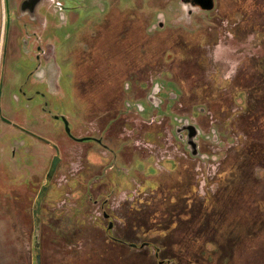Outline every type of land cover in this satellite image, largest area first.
Instances as JSON below:
<instances>
[{"label":"rangeland","instance_id":"374dc122","mask_svg":"<svg viewBox=\"0 0 264 264\" xmlns=\"http://www.w3.org/2000/svg\"><path fill=\"white\" fill-rule=\"evenodd\" d=\"M61 1L67 5L76 4L81 6V8L76 10V18L73 20H69L67 14L66 18L68 20L64 21H62L59 13L51 17L52 21L56 22V27L52 29V32L57 35V39L60 42L63 41V36L67 31L74 29L73 32H76V34L73 33L72 39L65 43L66 46H62L65 49L61 51V57L71 53L76 45L75 43L78 41L77 38L83 32V36L86 37L83 41V45L85 44V46H82V48L90 50L88 55L93 56L94 54L93 64L89 61L84 66L85 68L83 67V71L86 69L92 83L95 82L96 86L103 84L104 87H99L103 90L95 91L94 93L89 89V86H91L89 81L82 80L79 82L73 77L72 80H61V93L44 92V100L47 101L46 106L52 115H66L73 120H83L85 122L80 126L75 125L72 120L70 121V133L74 138H80V136L89 132L90 120L88 118L91 115H98V118H95L96 124L100 128L99 130L108 126L104 129L107 130L106 136L110 134L113 138L110 148L114 155H118L114 157L111 154V156H106L102 160L104 162L100 165L102 178L98 179V184H102L109 189L111 188L115 192L120 191V188L126 189L131 187L135 190L133 193L134 202H140V196L144 190H147L146 188H155L157 183L155 179L160 180L161 177H167L169 180V176L175 175L173 179L176 180L179 174L177 171H174L176 169H172V162L164 159L161 163H158L165 168V171L160 175L154 154L144 151L146 156L141 157L143 153L141 146L136 145L133 147V145H130L127 136L124 139L119 138L124 129H130V125L122 116H118V112L120 111L122 101L126 97L125 94L128 96H132L133 94L131 90L126 93L121 91V82L119 80L123 81V74L129 69L126 63H132L134 59L138 58L135 57L136 50L132 51L127 48L126 43L131 44V41L127 40L125 43L126 40L121 39L117 45L112 42L111 39L113 38L116 41H119V39L114 30L111 31V27L123 25L125 26L123 28L124 32H133L135 35L134 39L137 37L135 40L140 41L142 44H149L146 47L143 46L146 50H143V53L140 54L141 58L139 60L151 62L153 57L161 56L164 58L165 55L167 57L170 55L173 59L174 57L176 58L177 54L181 55L182 53H180L181 50L180 52L176 50L179 46H176L174 50L164 39L161 40L167 34L168 36H172L174 33L168 32L165 34L160 31V33H155L154 36H151L146 29L147 20L154 22L159 14H163L166 23L180 25L184 27L183 29L191 30L195 27V24L192 23L194 17L189 20L186 16H178V13L168 14L159 5L160 0H144L141 3L139 0H119L118 4L120 8L123 7L120 15L116 14V16H111L109 19L107 17L105 19L106 22H102L108 13H103L105 11V0ZM224 6V8L230 11L227 15L224 14L221 19L230 21L231 31H234L232 29L234 28L235 19L237 21L242 20L237 25L241 30V34H239L240 39L231 38L229 42L224 39L222 44H216L219 42L218 37L217 42H206L204 47H201L196 42L193 44L194 47L189 50L187 47L184 50V52H188L190 58H183L171 69L174 78L179 81L177 82L182 89L183 95L187 94L186 99L189 102L198 100L197 97L200 90H208L209 92L210 87L216 90V95L219 96H215L216 99L213 100L212 110L214 113L220 112L222 116L228 114L229 109L236 108V104L232 98L242 99L243 103L237 105L239 106L237 110L239 112L248 111V114L245 113L248 115L246 116L247 119L254 122L250 126L251 130L246 132L239 123H236L234 131L220 127L218 129L217 126L214 127L220 138L215 147L222 150L218 157H221L224 162H217L218 166L215 164L207 165H213L210 166L213 169L210 178H213L204 179L203 183L206 190L204 193H201V206H199V210L194 215L192 209H190L189 217H186L184 213L187 212L186 206L189 204L188 201L192 200L193 195L187 191L184 193L186 206L184 210L180 208L183 211L181 215L182 222H185L183 226L180 224L179 227L174 225L176 219H169L167 221L166 214L170 217L172 210V215L177 212V207L173 208V206L177 205L166 204L165 206H161V203L155 204L154 202H151L147 207L142 205L141 212H146V215L142 216L145 219L146 225L144 226H135L132 221H129L128 211L125 209L123 214L121 213V216H126L127 221L123 222L119 219L114 221L115 237L136 242H141V239H153L161 247V257H168L167 260L170 261V264H177L178 262L179 264H210L215 257H224V261L229 258L230 264H264V226L259 225L260 227L257 229L259 222L262 223L264 221V166L259 162L260 160H264V150L256 154L259 148L260 150L263 149L261 138L264 139V45L261 48V45L264 43V0H225ZM175 9L178 10V7H175ZM243 9L250 11L249 13H243ZM234 15L236 17H233ZM207 20L206 18L205 21ZM219 30L220 28L217 32ZM217 32H215L216 34L207 32L205 35L214 39ZM247 33L249 34V39L245 36ZM2 34L3 14L0 0V58ZM192 37L195 40L201 39V43L205 41L203 36L201 37L197 34ZM243 38H246L247 41H243ZM180 39L183 42L182 45H184V38L180 37ZM76 49L81 48L76 47L74 50ZM259 52L263 55L261 58L255 59V63H253L250 58L251 55L255 54L256 56ZM153 54L155 55L151 57ZM244 56L247 58H244ZM172 59L168 62L174 63ZM213 59L216 62L215 67ZM71 60L69 62L71 65L68 63L66 70H73L75 63L74 55L71 56ZM159 62L164 61L160 59ZM31 64L32 61L28 60L24 55L20 56L16 63L13 64V67L16 69L23 67L25 70L22 78L21 75L18 76V78H21V81L29 80L31 82L33 80L32 77H27L29 70L26 71L25 69H29ZM163 66L167 68V71L171 72L169 66ZM214 68L215 73L213 74ZM170 72H166V70L160 72L159 77L163 80L160 85L178 95L179 89L175 88L168 81L173 80ZM259 74H261V79H259ZM227 76L236 77V82H232L231 90L228 89V85L224 88L227 81L218 79H224ZM133 84L135 83L133 82ZM74 85H78V88L75 89ZM256 85L258 86L259 93L253 95ZM30 87H36L37 89L32 88L33 90L29 91ZM164 87L161 88L164 89ZM241 87L245 91L248 90L246 95L248 96L247 103L249 108L246 106L247 108L240 109V107L245 105V95H242ZM23 89L26 91V95L31 97L34 96L35 90H43L41 85L33 83L25 84ZM136 90L141 89L136 86ZM36 97L30 101V105L41 107L44 101L38 96ZM252 100V104H255L254 101H257L258 106L261 103L258 110H254V106H250ZM134 101L127 97L124 104L126 109L139 114V109L135 108ZM140 103L145 109L141 113L142 116L148 117L149 114H155L153 115L155 120L166 117L174 125L173 118L178 114L172 111V100H168V103L165 102L164 107L160 108H151V106L145 104V101H141ZM254 113L257 114L255 119L252 115ZM193 116L197 115L193 114ZM131 118L134 122L138 121L135 115H132ZM246 122L248 123V121L244 123ZM151 124L152 130L148 132L146 140L156 143L158 142V138L162 137V134H165L164 127L157 125L158 123L156 122H152ZM56 129L59 130L58 134L65 136V130L62 125H58ZM67 139L68 145L73 149L68 148L64 150L66 159L60 165L56 178L53 181L56 186L52 185L50 191L51 195L57 196L56 199L59 206L51 214L46 211H43L41 214L42 224L44 222L50 223L51 226L63 231L73 227L76 222L80 224L81 220L84 221L85 212L96 211L100 215L99 210L97 211L96 209L97 205H91L90 198L86 196H82L83 198H81V194H78L85 191V185L89 188L92 183H88L90 179L86 181V178H84L92 174L89 168L98 169L97 166L90 165L99 159L97 157L98 154L96 155L97 149L95 146L97 145L93 142H77L71 138ZM262 142L264 144V140ZM73 150L77 153L78 157H74L72 154ZM101 153L103 151H100ZM123 153L130 156V159H124ZM257 162L259 163L253 164ZM44 166L45 163L41 161L37 169L43 170ZM7 170L6 166L3 169L0 168V264H34L31 210H23L22 203H17L18 201L22 202V200L18 199L10 190V184H17V181L15 179L12 180V177L7 175ZM220 170L224 172L214 176V172ZM188 172L190 174V171ZM188 172L186 175H188ZM64 182L66 184L70 183V187H66V184L61 185ZM229 182L236 185L229 187ZM208 189L213 190V192L210 193ZM57 192L63 194V196H58ZM93 196L98 200L102 198L100 194H94ZM162 196L157 195L158 199L156 201L161 202ZM175 196L179 197L178 195ZM150 197L151 199L153 197L156 198V196H149L148 198L150 199ZM11 199L16 200V208L19 209L18 211L22 217H26L23 221L17 209L12 207L8 209L6 203H9ZM123 206H130V203L127 202ZM167 207H169V212L163 209ZM133 208L135 207L133 206ZM113 211H115V214L119 212L118 208L112 209ZM91 220L96 222V224L99 223L95 215H93ZM164 223L166 225H163ZM104 225H107V223L102 221L100 227L103 228ZM92 228V226L88 228L87 233H84L81 237L74 238L75 241L71 244L73 250L71 251L74 253L76 251L81 252L85 250V247L93 245L102 253L101 255L104 259L101 264H155L154 261L151 262L152 255L150 254V249L131 248L113 242H107V245L102 244V234L98 235L93 230L95 228ZM82 230L84 231L83 228ZM80 238L81 240L79 241ZM42 245L44 248L43 263L56 264L57 259L54 262L52 257L55 256L57 258L59 253L56 250L57 246L55 249L53 236L50 242L46 237ZM192 250L194 252L189 255V251ZM202 251H204V254L200 255L198 259L199 263L190 261L192 256L196 257ZM92 262L93 259L91 260ZM215 264H227V262L223 263L219 261Z\"/></svg>","mask_w":264,"mask_h":264},{"label":"water","instance_id":"95a60500","mask_svg":"<svg viewBox=\"0 0 264 264\" xmlns=\"http://www.w3.org/2000/svg\"><path fill=\"white\" fill-rule=\"evenodd\" d=\"M119 0H105L104 2V12L107 13L105 18L102 22L105 21V19L108 17V19L111 16H116V14L120 15V12L122 11V8H120L118 4ZM135 1V0H134ZM197 4L200 5V8L205 12L199 13L198 16H192L194 17V21L192 20V23L195 24V27H193L191 30L183 29L184 27L180 25H171L169 22L166 23L165 17L163 14H159L154 22H149L147 20V26L146 29L148 30L149 34L151 36H154L155 33H161L164 32L167 34L168 32L174 33L172 36H167L161 38V40H165V42L169 43V45L172 46V48L175 50L176 46H179L176 50H178L181 55L176 56V58L172 59L170 55L168 57L165 55L164 58L161 56L159 57H153L155 54L152 55L153 60L151 61L152 64L149 62H143V60H139L141 58L140 54L143 53V50H146L143 46H147L149 44H142L140 41L138 42L137 37L134 39V33L127 31H123L124 27L121 26H112L111 31L114 30V33L118 36L119 41H116V39H111L113 43L117 45L118 42H120L121 39H125V43L128 41H131V44H127V48L133 50H136L135 57L138 59H134L131 63L132 65L128 66V71L123 74V81L121 82V91L124 93L131 90L133 93L132 96H128L125 94V98H130L131 100H135V108L139 111L135 113L134 111H129L126 109L125 106V98L122 101L120 111L118 112V116H122L130 125V129H124L123 133L120 134L119 138L124 139L126 136L128 137L130 145H133V147L141 146L143 149V153L141 157H145L144 151H147V153L154 154V157L157 161L156 166L159 169V173H163L165 171V168H163L162 165L158 164L161 163L164 159L169 158L168 161L172 162V169H176L174 171H178L180 167L178 165L181 163L178 155H182V141L178 139V134L176 131H173V125L170 123L168 118H160L158 120H155L154 116L155 114H149L148 117H144L141 115L142 112H144V108L141 105V101H145V104L148 106H151V108H160L161 106L164 107V103H161V100L158 97L159 90L161 88V83L158 80L160 79V72L167 71V68H165L163 65L169 66V69L171 70L170 75L173 76L172 67L179 61H175L179 58H190V55L188 52H184V50L191 49L194 43L198 42V45L201 47H204L206 45V42H217L219 37V42L222 44V41L226 39L228 42L232 39H240L239 34H241L240 28L237 26L241 21H237V24L234 22V28L231 31V25L230 21H226L221 19V17L230 11L226 8H224L225 0H220L221 2V12L219 11V14L221 16L217 18H209L206 17L205 14H208L211 12V10H214L216 6L215 0H196ZM139 2H144V0H139ZM136 3V2H135ZM159 5L163 7L162 9L166 10L168 14H174L178 13V16H186L188 19H192L187 13L184 11V6L182 3L179 2V0H160ZM2 7H3V34H2V51H1V58H0V168L3 169L5 166L8 168L7 175L12 177V180H16L17 184H10V190L18 199H21L22 202L18 201V204L22 203L23 210H31V218L33 223V239H32V246H33V253H34V264H44L43 263V242L44 239L47 237L48 241L53 239L55 241V249L57 246V252L59 253L58 257L55 258L53 256L54 262L56 261V264H101L103 263V256L101 255V251L97 250L93 245L91 247H85L84 251L81 252H73L71 244L75 241L74 238L81 237L84 233H87V229L91 226L95 229V232L98 233V235H101L102 244L107 245V242H113L124 246H129L131 248H148L150 249V254L152 255L151 262L154 261L155 264H170V261L167 260L168 257L162 258L160 250L161 247L158 246L156 242H154L153 239H141V242L136 241H129V240H123L119 237H115V235H112V238L108 237L109 231H112L114 234V227L113 225L114 221L116 219H119L120 221L126 220V216H121V213L123 214L124 209L128 211L129 215V221L130 220V214L135 208H142V205L145 207L149 206L151 202H154L155 204H159L163 202V200L166 198L167 202L170 201L171 196L181 194L175 193V194H169V190L167 191V186L169 182L175 177L169 176V180L167 177L163 178L158 176L160 180L155 179L157 181L156 186L162 187L160 189V193L158 194H151L150 189L144 190L142 192V195L140 196V202L135 203L134 198L132 200L126 199L124 200V197L126 196L125 193L127 191L122 192L118 199L116 200L114 208L107 205L104 206V204L107 202V199L105 201L103 200V197L101 200L96 199L93 195L94 194H100L98 193L99 186L98 179L102 178V169H101V163L102 160L106 156L114 155L113 151L110 148V144L113 141V138L109 135L106 136V129L108 126L104 127L103 129L99 130L100 128L97 126L95 118H98V115H91L88 119L89 122V132H87L85 135L80 136V138H74L72 137L70 133L69 123L72 120V122L75 125H82L85 122L73 120L71 117L66 115H52L48 111L47 101H45L44 92L48 93H61L62 92V83L61 80H72L73 78H76L79 82L80 81H89L91 83V86H89L90 91H101L103 89H100L99 87H104L103 84H98L96 86L94 83H92V80L90 81V77L85 71H83V67L90 61L91 64H93L92 60H94V54L93 56L88 55L90 50L83 49V41L86 36H83V32L81 33V36L77 38V43L74 46L73 50L69 55L62 56L61 51L65 48H62V46H66L65 43L72 39L74 34L73 30L67 31L63 36V41L60 42L57 39V35L52 32V29H55L56 22H53L51 17L56 14H60L62 17V21L66 20V14L68 15L69 20H73L76 18L75 12L81 6L78 5H67L64 4L61 0H2ZM165 7V8H164ZM175 7H178V10L175 9ZM243 13H249L250 10L243 9ZM204 14V16H203ZM201 17V18H200ZM233 17H236L234 15ZM208 19L205 21V19ZM67 19V20H68ZM106 22V21H105ZM159 25V26H158ZM165 27L164 29H161L160 27ZM236 26V27H235ZM115 27V28H114ZM168 27V28H167ZM220 28V30L217 32V30ZM121 29V30H120ZM120 32L118 33V31ZM83 31V30H82ZM215 33L217 32V35L214 39H211V37H207L205 35L206 33ZM74 33V34H73ZM118 33V34H117ZM153 33V34H152ZM200 35L203 36L205 41L201 43V39L195 40L193 38V35ZM216 34V33H215ZM248 33L245 35L248 38ZM180 37L184 38L185 44L181 41ZM207 38V39H206ZM249 39V38H248ZM110 40V41H111ZM134 40V41H133ZM247 41L246 38H243V41ZM249 41V40H248ZM173 42V43H172ZM264 43L261 45V48L263 47ZM79 46V47H78ZM252 46V44H251ZM81 48L76 49L75 48ZM154 51V50H153ZM25 56L28 60L32 61V64L29 66L30 68L26 69L28 72V78L32 77L33 80L30 82L29 80L21 81L22 75L25 73V70L23 67L15 68L13 67V64L16 63L18 58L20 56ZM75 56V63L73 66V70H66V66L69 62H71V56ZM263 54L259 52V54L255 56V54L251 55L252 62H254L255 59L261 58ZM183 56V57H182ZM244 58H247L244 56ZM158 59V60H157ZM160 59H163L164 62H159ZM170 59L174 60V63L168 62ZM61 60V61H60ZM214 61V67L216 66L215 59ZM180 62V61H179ZM71 65V63H69ZM64 65V68H63ZM85 68V67H84ZM157 73L158 76L154 78V74ZM215 73V68L214 72ZM21 75V78H18V76ZM261 74H259V79ZM227 81L225 83L224 88L228 85V89L231 90L232 82H236V77L227 76L224 79ZM163 81V80H162ZM175 88L179 89V94L173 93L172 97H169V100L173 101L172 105V111L177 110L178 107L183 109V107H186L189 105V113H183L182 115L178 112L174 111L178 115L175 117H183L187 119L189 122L187 127L183 129V131H187V138H186V147L184 148V160L182 161L183 164H189V162L193 161H200V174L199 176H195L197 180L199 181V193L193 192L194 187V181H196V178L193 179V177H190V179H185L184 185L188 188V193L193 195L192 200L194 199V196L197 197L199 195V203L194 208L192 205L190 207L186 206V210L188 214L184 213L186 217H189V210L192 209L193 215H194V209L195 213L199 210V206H201V193H204L206 188L204 179H212L210 178L212 170L208 164H215L217 165V162L223 163L224 160L219 156V153L222 151L220 148L215 147V144L220 139L218 136V132L216 130V127L220 128H226V130L234 131L236 128V123H239L241 126H243L245 119L247 118L245 113L248 114V111H238L237 108L240 103H243V100L240 98H232L233 102L236 104V108L229 109V113L225 115H221L222 113L217 112L214 113L213 108V100L216 99V90L211 88L207 91L200 90L199 96L197 97L198 100L195 101H188L186 99L187 94L183 95L182 89L179 86V81L176 80L173 76V80H168ZM178 81V82H177ZM133 82L135 84H133ZM33 83L36 85H41L43 90H35L34 96H27L26 91L23 89V86L25 84ZM123 84V85H122ZM133 84V85H132ZM212 85V84H211ZM240 85V84H239ZM136 86L139 87L141 90H136ZM34 88V87H32ZM30 87L29 91H32ZM36 88V87H35ZM34 88V89H35ZM74 88L77 89L78 85H74ZM258 86L254 88V94L259 93V90L257 89ZM32 89V90H31ZM37 89V88H36ZM242 95H245L244 98V106L240 107V109H244L248 107L247 98L246 95L248 90L242 89ZM224 90V89H223ZM229 90V92H230ZM204 91V92H203ZM120 92V91H119ZM208 92V93H207ZM221 92V91H220ZM172 94V92H171ZM36 96L43 99L44 104L41 107H35L33 105H30V101H32ZM37 98V97H36ZM168 103V101H166ZM161 103V104H160ZM250 103V106H254V110H258V107L260 108L261 103L258 106L257 101H254L255 104ZM183 105V106H182ZM247 106V107H246ZM249 108V107H248ZM198 113L205 114V116L211 117L212 121H215V123L207 124L206 120L201 119L198 116ZM231 113V114H230ZM193 114L197 116H193ZM132 115H135L138 119L137 122H134L131 118ZM191 115V116H190ZM200 120H193L197 118ZM152 122L158 123L157 125L163 126L165 134H162V137L158 138V142L153 143V141L149 142L146 140L148 132L152 130ZM58 125H62L65 130V136L62 134H58L59 130L56 129ZM238 125V124H237ZM219 129V128H218ZM122 131V130H121ZM133 131L132 133H130ZM136 131V132H135ZM98 136V137H97ZM71 138L77 142L82 141H88L93 142L97 146L95 148L97 149L98 154V160L94 161L92 166H97L98 169L95 168H89L91 170V175H87L88 177H84L87 179H90L88 183H91L89 188L87 185H85L86 189L81 194V198L84 196L90 198L92 202V206L97 205V211L99 210V214H97L96 211L93 212H85V219L84 221L81 220V223L79 222L74 223V226L71 228H67L65 231L59 230L58 228H55L50 225V223L42 224V217L41 214L43 211L48 212L49 214L53 213L55 209L59 206L57 203V196L51 195V187L52 185L56 184L53 182L56 178L57 172L60 168V165L63 164L65 161V151L68 148L73 149L70 145H68V139ZM182 138V137H181ZM264 140L263 138H261ZM261 140V144L263 145V149L261 150L263 152L264 150V144ZM260 142V140H259ZM132 143V144H131ZM260 147V146H259ZM260 149V148H259ZM100 151H103V153L100 154ZM227 151V150H226ZM225 151V153H226ZM74 157H78L77 153L73 150ZM118 155H114V157H117ZM124 159H130V156L125 155L123 153ZM160 160V162H158ZM43 161L45 163L44 169L39 170L37 167L40 165V162ZM131 162V161H130ZM260 164L264 166V160H260ZM253 163V164H258ZM219 163V164H220ZM218 166V165H217ZM210 167V168H209ZM264 168V167H263ZM93 169V171H92ZM186 171H188L186 169ZM223 170L214 172V176L220 173H223ZM231 172H233L231 170ZM191 174V171H190ZM93 175V176H92ZM91 176V177H90ZM232 179V178H231ZM66 181V180H65ZM85 181V182H86ZM66 184L65 182L61 185ZM98 184V185H96ZM111 184V183H110ZM229 187H234L236 184L229 182ZM70 187V183L66 184V187ZM23 187V188H22ZM95 187V189H94ZM22 188V189H21ZM80 188V187H78ZM210 193L213 192V190L208 189ZM187 189L185 188V192ZM109 192H111L112 197L115 198V191L109 189ZM58 193V196H63V194ZM55 193V194H57ZM184 193V192H183ZM103 194V193H101ZM100 196H103L101 195ZM136 194V193H135ZM157 195H163L161 198V202L156 201ZM83 196V197H82ZM149 196H156V198ZM169 196V198H167ZM1 198V197H0ZM113 198L111 201H113ZM155 199V200H154ZM94 200H97V204H94ZM135 201H136V195H135ZM186 201V200H185ZM114 202V201H113ZM127 202L130 203V206H123ZM191 202V201H189ZM102 203V204H101ZM8 209L16 208V200L11 199L9 203H6ZM121 204V205H119ZM112 205V206H113ZM116 205H119L116 207ZM20 206V205H19ZM91 206V207H92ZM133 206L135 208H133ZM93 208V207H92ZM118 208V214L112 212V209ZM121 208V209H119ZM7 209V208H6ZM52 209V210H51ZM19 209H17L18 211ZM125 211V212H126ZM177 211V210H176ZM25 212V211H24ZM182 210L175 212L173 215H171L169 218L173 219H180L182 221L181 215ZM20 217L22 221L26 218L22 217L21 213ZM95 215L99 221V223L96 224V222L92 221L91 218ZM146 212L143 213L141 210L137 213V217L139 218L138 221L134 222L135 226H144L146 225L144 222V217ZM94 220V219H93ZM175 220V221H176ZM102 221L106 222L107 225H104L103 228L100 227L102 224ZM168 221V220H167ZM166 221V223H167ZM124 222V221H123ZM164 223L163 225H166ZM181 226L185 224V222L179 223ZM178 224V227H179ZM264 226V223L259 222L257 229L260 226ZM84 229V231L82 230ZM86 229V230H85ZM250 231V230H249ZM252 234V232H251ZM56 237V240H55ZM58 237V238H57ZM73 239V240H72ZM81 238L79 239V241ZM84 242V241H83ZM218 244V242L216 241ZM75 246V245H74ZM73 246V247H74ZM77 247V246H76ZM84 247V245H83ZM194 252V250L189 251V255H191ZM67 254V255H66ZM204 251L200 252L196 257L192 256L190 261H193L195 263H199L198 259L200 255H203ZM93 259V262L91 263V260ZM178 261L177 259H174ZM216 261V262H215ZM219 261H222L223 263L227 262V264H230V259L228 258L226 261H224V257L217 258L215 257L213 261H211L210 264L218 263ZM177 263V262H176ZM179 264V262L177 263Z\"/></svg>","mask_w":264,"mask_h":264},{"label":"flooded vegetation","instance_id":"af4514ba","mask_svg":"<svg viewBox=\"0 0 264 264\" xmlns=\"http://www.w3.org/2000/svg\"><path fill=\"white\" fill-rule=\"evenodd\" d=\"M179 2L180 3H182V5L184 6V11L187 13V15H191L190 17H192V16H198L199 15V13H201V12H207V11H203L201 8H200V5H198L197 4V1L196 0H179ZM215 2H216V6H215V8H214V10H211V12L210 13H208V14H205V16L206 17H209V18H211L212 19V17L215 19V18H217V17H219V16H221L220 14H219V11L221 12V9L219 10V8L221 7V2H220V0H215ZM225 7V6H224ZM246 13V12H245ZM2 14H3V7H2ZM201 18V17H200ZM187 19H188V17H187ZM235 24H237V21H235ZM159 26V25H158ZM236 27V26H235ZM161 29H164L165 27L163 26V27H160ZM168 28V27H167ZM151 57H152V55H151ZM183 59V58H182ZM181 58H179V59H176L175 61H180V60H182ZM152 60H153V58H152ZM158 60V59H157ZM178 61V62H179ZM143 62H145V60H143ZM146 63H148V62H146ZM150 64H152L151 62H149ZM126 65H128V66H130V65H132L131 64V62L130 63H126ZM158 76V74L157 73H155L154 74V78H156ZM158 81H160V83H161V81L162 80H158ZM161 87H164L163 85L161 86ZM159 95H158V97H159V99L161 100V103H164V101L166 102V101H168L170 98L169 97H172V95H173V93L171 94V92L169 91V90H166L165 89V87H164V89L163 88H160V90H159V93H158ZM160 103V104H161ZM167 104V103H166ZM183 106V105H182ZM162 107V106H161ZM189 105L188 106H186V107H183V109H181L180 107H178L177 108V110H174V111H176V112H178L179 114H183V113H189ZM204 115L205 114H202V113H198V116H201V117H199V118H201V119H204V120H206L207 122V124L209 123V124H213V123H215V121H212L211 120V117H209V116H205L204 117ZM191 116V115H190ZM193 120H199L198 119V117L197 118H195V119H193ZM200 121V120H199ZM173 123H174V125H173V131H176L177 132V134L179 135L178 136V139L179 140H181L182 142L181 143H183V147H182V155H178V158H179V160H180V164L178 165V167H180V169L177 171V173L179 174V177L178 178H176V180L175 179H172L170 182H169V184H168V186H167V191L168 190H170V194H175V193H178V194H181L179 197H176V196H171V200L170 201H166L167 199L165 198L164 200H163V202H161V206H165L166 204H168V205H177V206H173V208L174 207H177V211H179L180 210V208L181 209H183L184 210V208H185V206H186V202H185V200H186V198H185V196H184V193H185V188L187 189V192H188V188H187V186H185L184 185V183H185V179H190V177H193V179L194 178H196L195 176H199V174H200V161H193L192 163L191 162H189V164H183V160H184V157H185V154H184V148L186 147V138H187V131H183V129L185 128V127H187V125H188V121H187V119L186 118H184V116L183 117H174L173 118ZM182 137V138H181ZM169 160V158H167V160L166 161H168ZM186 169L188 170V171H191V174H189V172L188 171H186ZM188 172V175H186V173ZM110 184V183H109ZM194 187H193V192H198L199 193V181L197 180V178H196V181H194ZM162 187H160V186H155V188H153V189H150V188H146V189H150V193L151 194H158V193H160L159 191H160V189H161ZM110 190H112L111 188H110ZM125 191H127V193H125V197H124V200H126V199H129V200H132V198H133V196H134V189H132L131 187H128V188H120V191L118 190V192H116V193H114L115 194V198H113L112 197V194H111V192H109V188L108 187H106V186H104V185H102V184H100V186H99V190H98V193H103V194H101V195H103L102 197H103V200L102 201H105L106 199H107V202L104 204V206L105 205H107V207H109V206H111V207H113L114 208V205L113 204H115V202H116V200L118 199V197L120 196V194L122 193V192H125ZM114 192V191H113ZM184 192V193H183ZM112 198H113V201H111L112 200ZM167 198H169V196H167ZM198 199H199V195L197 196V197H195L194 196V199L193 200H191V202H189L188 201V203L189 204H187L188 205V207H190L191 205H192V207H196L197 205H198V203H199V201H198ZM94 202V204H97V200H94L93 201ZM102 204V203H101ZM113 205V206H112ZM119 205H121V204H119ZM119 205H116V207L117 206H119ZM164 210L166 209L167 210V212H169V207H167V208H163ZM141 209L140 208H135L133 211H132V213L130 214V220L134 223V222H136V221H138L139 220V218L137 217V213L140 211ZM172 212H173V210L170 212V214L172 215ZM194 214H195V209H194ZM166 216H167V220H169V219H171V220H173V218H169L168 217V214H166ZM123 221L125 222V220L123 219ZM180 222H182L180 219H178V220H176L175 222H174V225H176V226H178V224L180 223ZM113 225H114V223H113ZM112 235H114L113 234V232L112 231H109V234H108V237L109 238H112ZM113 239V238H112Z\"/></svg>","mask_w":264,"mask_h":264},{"label":"trees","instance_id":"16d2710c","mask_svg":"<svg viewBox=\"0 0 264 264\" xmlns=\"http://www.w3.org/2000/svg\"><path fill=\"white\" fill-rule=\"evenodd\" d=\"M253 116H254V119L257 117V114L256 113H254V114H252ZM245 121H248V123L246 122V123H244L243 124V129H245V131L247 132H249V130H251V128H250V126L254 123V122H252L251 120H248L247 118L245 119ZM245 121H243V122H245ZM244 125H245V127H244ZM262 151L259 149V151L257 150V152H256V154H258V153H261ZM263 223H264V221H263Z\"/></svg>","mask_w":264,"mask_h":264},{"label":"crops","instance_id":"0c3cea01","mask_svg":"<svg viewBox=\"0 0 264 264\" xmlns=\"http://www.w3.org/2000/svg\"><path fill=\"white\" fill-rule=\"evenodd\" d=\"M1 4H2V0H1Z\"/></svg>","mask_w":264,"mask_h":264}]
</instances>
